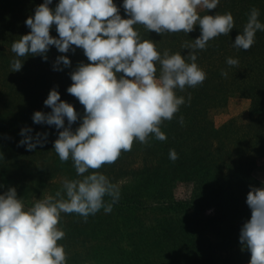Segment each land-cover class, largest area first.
Listing matches in <instances>:
<instances>
[{"label": "trees", "instance_id": "trees-1", "mask_svg": "<svg viewBox=\"0 0 264 264\" xmlns=\"http://www.w3.org/2000/svg\"><path fill=\"white\" fill-rule=\"evenodd\" d=\"M42 2L0 0V192L15 186L25 200L41 195L39 191L46 187L55 194L65 177L78 175L71 158L62 161L53 148L59 130L55 125L34 123L33 112L51 110L44 100L54 86L61 99L72 102L81 114L84 109L67 91L71 71L81 61L88 62L81 47L69 50L72 63L62 70L53 67L60 54L55 45L47 60L29 54L20 57L24 59L20 70L11 69L16 56L11 45L31 30L25 20ZM57 2L52 0L51 6ZM116 3L127 16L123 0ZM253 7L260 10L259 19L264 22V0H220L216 8L202 10L213 14L231 11L235 25L229 33L211 38L207 47L194 49L206 78L195 86L177 89L185 103L161 124L167 138L153 136L147 143L134 140L132 148L122 150L116 161L96 169L121 183L112 210L101 208L87 219L75 212L61 214L59 224L65 236L58 243L65 247L67 264H247L250 260V249L242 247L239 237L241 226L251 216L247 193L251 186L264 184L252 176L258 159L264 156V30H257L248 49L233 41ZM137 27L161 52L170 49L187 54L190 49L182 47L184 42L201 34L198 24L188 33ZM50 31L58 35L55 26ZM229 56L239 63L229 65ZM232 95L246 96L251 104L217 126L214 113L223 110ZM80 122H73V128ZM24 125L48 131L47 143L31 150L18 144ZM173 148L178 154L175 160L169 157ZM181 182L193 184L190 198H176L174 190ZM211 206L214 214L207 215ZM149 211L156 212V218L143 220ZM237 246L244 253L235 252ZM72 247L78 249L68 253Z\"/></svg>", "mask_w": 264, "mask_h": 264}, {"label": "clouds", "instance_id": "clouds-1", "mask_svg": "<svg viewBox=\"0 0 264 264\" xmlns=\"http://www.w3.org/2000/svg\"><path fill=\"white\" fill-rule=\"evenodd\" d=\"M219 3L123 0L127 16L121 14L116 0H58L55 6H51L52 0H43L36 6L25 20L31 30L11 45L16 54L11 69L20 70L24 62L20 57L29 54L47 60L55 45L60 54L53 67L62 70L72 63L69 50L75 51L74 46L84 50L88 62L81 61L71 71L72 83L67 87L84 106L83 113L61 99L54 86L44 100L51 110L37 109L32 115L34 123L55 125L59 130L53 148L62 161L71 158L78 175L65 177L55 194L44 195L31 205L25 204L15 186L0 192V264H67L65 247L58 243L65 236L59 224L61 214L75 212L87 219L101 208L110 212L120 197V184L96 169L116 161L122 150L132 148L134 140L147 143L153 136L167 138L161 124L172 119L185 103L177 89L195 86L206 78L194 49L207 47L211 38L229 33L235 25L231 11L202 13ZM259 16L260 10L253 7L233 41L235 46L251 47L257 30H264ZM197 24L201 34L182 45L190 49L187 54L170 49L161 52L137 27L188 33ZM53 26L58 35L51 33ZM227 63L236 65L239 60L229 56ZM78 119L81 122L73 128ZM179 119L183 123L182 115ZM20 134L17 143L31 150L47 143L49 133L24 125ZM177 156L176 150L170 149L169 157L175 160ZM246 202L251 216L241 226L239 239L242 247L251 251L247 264H264V184L251 186Z\"/></svg>", "mask_w": 264, "mask_h": 264}, {"label": "rangeland", "instance_id": "rangeland-1", "mask_svg": "<svg viewBox=\"0 0 264 264\" xmlns=\"http://www.w3.org/2000/svg\"><path fill=\"white\" fill-rule=\"evenodd\" d=\"M251 104V99L246 96H240V95H232L229 97L226 107L223 110L217 111L214 113V120L215 124L217 126H220L223 124L226 120L233 116H237L238 114L246 111ZM252 176L255 177L258 180H261L264 182V156L259 158L255 167L252 171ZM119 184H121L119 182ZM193 184L191 182H181L176 185L174 193L177 199H187L190 198L192 193ZM60 189V188H59ZM41 195L33 194L30 199L24 200L26 205H31L36 199L42 198L44 195L50 194L49 188L43 189ZM44 194V195H42ZM207 215H213L214 214V207L211 206L207 208L206 210ZM157 216L156 212L149 211L146 214H143V220L145 221H153ZM77 247L70 248V251L68 253H72L73 251H76ZM241 253H244L245 249L241 248L240 246L235 247V252L238 251ZM251 252V251H250ZM251 257V253H250Z\"/></svg>", "mask_w": 264, "mask_h": 264}]
</instances>
